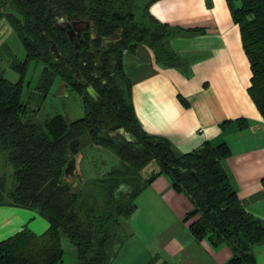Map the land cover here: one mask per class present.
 I'll return each instance as SVG.
<instances>
[{"label": "trees", "instance_id": "trees-1", "mask_svg": "<svg viewBox=\"0 0 264 264\" xmlns=\"http://www.w3.org/2000/svg\"><path fill=\"white\" fill-rule=\"evenodd\" d=\"M153 1L0 0V20L7 21L25 52L18 60L8 46H0L19 74L11 82L0 73V152L5 166L13 168L11 182L7 173L0 177V205L36 210L48 222L40 234L24 227L0 240V264H57L64 237L73 245L78 264H109L118 251L111 250L120 232L118 217L126 207L131 211L139 193L161 174L191 201L192 209L182 220L195 239L227 245L231 256L224 264H257L253 248L264 242V222L240 203L223 164L227 145L205 142L176 152L167 139L147 135L135 116L122 69L124 51L142 44L160 65L185 70L187 64L169 46L175 28L148 13ZM226 2L250 66L248 93L264 117V0ZM59 15L67 21H88L96 36L83 32L82 42L74 44L56 24ZM30 61L43 64L40 91L46 92L58 76L80 95L82 117L69 123L60 115L43 123L24 117L21 94ZM89 84L100 100L86 92ZM113 126L134 134L141 147L113 134ZM72 142L78 145L76 153ZM82 145L111 151L118 163L80 186L73 181L76 174L66 175L65 169ZM151 165L156 169L144 174Z\"/></svg>", "mask_w": 264, "mask_h": 264}, {"label": "crops", "instance_id": "crops-1", "mask_svg": "<svg viewBox=\"0 0 264 264\" xmlns=\"http://www.w3.org/2000/svg\"><path fill=\"white\" fill-rule=\"evenodd\" d=\"M148 13L175 28L169 46L187 64L185 70L160 65L152 50L142 44L133 52L124 51L122 69L130 82L141 129L149 136L167 139L180 153L205 142L213 146L225 143L229 155L223 164L240 203L264 222V117L248 93L250 66L226 0H154ZM11 32L0 20V43ZM4 166L0 154V177ZM146 188L150 192L136 197L140 207L136 206L135 217L147 213L161 221L175 213L181 216L182 211L171 206L177 194L166 175H157ZM179 198L189 210L188 201ZM181 225L159 230L168 237L156 264H224L230 258L227 245H213L208 238L197 240L189 232L188 222L181 221ZM24 227L40 234L48 222L36 210L0 205V240ZM65 245L69 255L65 259L63 253L57 264H78L74 247ZM253 252L257 264H264V242L254 246ZM141 254L123 264H141ZM119 261L117 255L109 264Z\"/></svg>", "mask_w": 264, "mask_h": 264}, {"label": "rangeland", "instance_id": "rangeland-1", "mask_svg": "<svg viewBox=\"0 0 264 264\" xmlns=\"http://www.w3.org/2000/svg\"><path fill=\"white\" fill-rule=\"evenodd\" d=\"M6 27L12 32L9 34L5 41L0 43L5 44L10 49V52L18 59L24 58V48L20 42L18 36L13 32L10 25L6 20L2 19ZM9 54L5 49H0V73L9 81L16 82L19 79V74L9 66ZM43 64L41 62L30 61L25 70L24 81L22 87L21 101L25 105L24 117L30 121L37 123H43L45 120L55 116H62L68 123L74 121L84 115V108L82 99L78 93L69 89L64 85L62 80L56 76L52 83L49 85L46 92L40 91L37 86L40 82L41 70ZM115 134H117L115 132ZM78 146V145H77ZM80 153L75 156L76 168L73 174L76 177L73 179L74 183L77 182L80 186L90 184L93 180L102 177L101 175L116 166L118 159L116 156L108 150L89 148L86 145L79 147ZM0 154H2L0 152ZM4 173L8 174L9 180L12 181V166H4ZM154 167V169H153ZM151 169H147L144 174L156 169L154 165ZM171 182V180H170ZM148 186V185H147ZM146 186V187H147ZM144 188L140 193L143 194L150 192L149 189ZM177 196L172 201L171 206L174 210L182 211L181 216L173 214L172 218H151V216L141 215L140 217L134 216L136 206L140 207L138 201H134L135 207L129 211L128 207L125 208V212L118 217L119 223V235L115 239V242L111 246V250H121L115 256H120L118 264H123L126 261H130L131 258H136L140 253L139 260H142L141 264H156L159 259V251H161L162 243H164L168 237L167 232L163 233L159 230H163L167 225L170 228L174 226H182L181 221L192 209V204L187 195L184 192H178L173 189ZM185 198L190 206V209H186L183 202L179 198ZM134 216V217H133ZM186 222V221H185ZM163 227V228H162ZM134 230V236H130ZM64 243V257L67 259L69 252L65 247V244L72 245L65 237L62 238ZM73 247V245H72Z\"/></svg>", "mask_w": 264, "mask_h": 264}, {"label": "water", "instance_id": "water-1", "mask_svg": "<svg viewBox=\"0 0 264 264\" xmlns=\"http://www.w3.org/2000/svg\"><path fill=\"white\" fill-rule=\"evenodd\" d=\"M67 25L70 27V30L67 31L69 36L71 37V35L76 32V36L78 38L81 36L82 31L93 28V27H90L89 22L86 20L73 21L72 23H67ZM80 42H82L81 39H80ZM85 90L91 98H93L96 101L100 100L99 93L91 84L87 85L85 87ZM114 128L117 129V131H116L117 134H121L123 137H125L126 139H128L129 141L134 143L136 147H141V145L138 144V139L134 136V134H132L130 132H125L122 128L117 127V126L112 127V129H114ZM70 146H71L72 152L76 153L77 143L72 142ZM75 168H76V158L73 157L70 159V161L67 164V167L65 169V174L66 175L73 174Z\"/></svg>", "mask_w": 264, "mask_h": 264}, {"label": "flooded vegetation", "instance_id": "flooded-vegetation-1", "mask_svg": "<svg viewBox=\"0 0 264 264\" xmlns=\"http://www.w3.org/2000/svg\"><path fill=\"white\" fill-rule=\"evenodd\" d=\"M57 18H60V19H58L57 21H56V24L61 28V29H64L65 31H69L70 30V27L67 25V23H72L73 22V20H65L64 18H67V17H64V16H61V15H59V16H57ZM74 18H76V17H74ZM90 27H92L91 25H90ZM89 32L90 33V35H91V37H95L96 35H95V33H94V29L92 28V29H88V30H85V31H82L81 32V36H82V33L83 32ZM94 35V36H93ZM80 36V37H81ZM80 37L78 38L77 36H76V32L74 33V34H72L71 35V37H70V40L75 44V43H78L79 42V40H80ZM106 41H108V39H106ZM110 131L113 133V134H115V132L117 131V129L116 128H114V129H110Z\"/></svg>", "mask_w": 264, "mask_h": 264}, {"label": "built area", "instance_id": "built-area-1", "mask_svg": "<svg viewBox=\"0 0 264 264\" xmlns=\"http://www.w3.org/2000/svg\"><path fill=\"white\" fill-rule=\"evenodd\" d=\"M263 123H264V118H263Z\"/></svg>", "mask_w": 264, "mask_h": 264}]
</instances>
